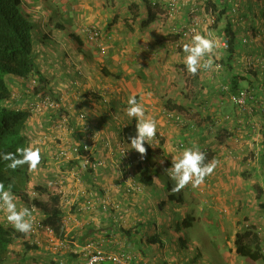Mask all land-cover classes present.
<instances>
[{"label": "crops", "instance_id": "1", "mask_svg": "<svg viewBox=\"0 0 264 264\" xmlns=\"http://www.w3.org/2000/svg\"><path fill=\"white\" fill-rule=\"evenodd\" d=\"M153 1L158 4L153 6ZM167 1L21 0L24 13L34 25L37 70L45 76L51 94L62 97L67 110L74 116L86 113L89 129L84 131L106 160L105 168L87 183L96 198L107 199V211H77L82 205L76 195H68L64 201L69 247L59 253L67 264L83 263L87 255L83 236L91 228L93 243L130 256L118 264H217L216 254L205 257L204 243L189 230L194 224L206 229L217 225L213 238L219 239L206 240L211 249L214 246L223 254L220 257L227 264H264V260L244 257L236 250L242 219L264 227V117H259V110H240L228 95L219 92V85L227 83L232 73L249 75L239 81L240 87H246L249 79L258 85L262 81L264 23L250 18L252 9L258 11L261 5L255 0H236L240 5L238 16L244 11L249 17L236 24L243 45L232 72L213 67L216 72L201 69L193 76L185 68V53L183 47H176L178 35L174 32L189 20V8L180 6L175 17L164 18L161 11ZM200 12L204 16L202 8ZM90 26L101 30L98 41L88 38L85 30ZM211 30L217 35L216 29ZM223 52L218 49L215 56ZM251 57L253 68L248 65ZM251 69L256 71L255 77ZM77 70L76 92L67 80ZM7 81L11 92L22 100L31 99L24 79L10 76ZM262 87L258 89L264 90ZM91 90L94 95H89ZM131 95L143 103L145 115L158 122L157 135L162 138L157 150L143 158L130 150L127 141L118 145L125 128L136 120L125 113ZM260 98L264 101V92ZM22 100L17 102L21 104ZM168 110L181 111L185 124L168 117ZM29 122L31 143L38 142L41 149L32 184L42 177L47 178L45 184L70 181L76 162L58 163L54 159L61 145L54 144L58 134L47 133L46 115L32 116ZM74 129L70 140L86 137L80 126ZM193 145L210 152V161L215 159L218 165L200 186L190 183L173 192L174 181L166 169L171 167L173 155ZM123 146L128 151L126 157L120 152ZM138 164L150 169L151 184L143 182ZM133 184L141 188L132 190ZM199 233L205 232L195 234ZM43 250L48 251H33L36 259L28 254L20 264L52 262L56 252L50 244ZM54 262L58 264L57 258Z\"/></svg>", "mask_w": 264, "mask_h": 264}, {"label": "trees", "instance_id": "2", "mask_svg": "<svg viewBox=\"0 0 264 264\" xmlns=\"http://www.w3.org/2000/svg\"><path fill=\"white\" fill-rule=\"evenodd\" d=\"M255 1L260 3L261 8L258 9V11H253L252 9L253 17L251 21L253 22L256 19V21L260 20L264 23V0ZM206 3H208L206 7L208 9L209 7L212 8L215 15V21L209 29L211 30L213 27V29H216L219 38L228 39V48L224 50L221 56L213 57V67H216V64H220L219 68L216 67L218 70L221 69V71H224V69L227 68L228 72H232L241 45H243V43H241L242 36L236 24L240 19H243L244 16H247V13L243 11L240 15L241 18L238 16L240 5L236 0H207ZM252 7L253 4L251 3V8ZM33 28L34 25L32 21L21 7V0H0V154L6 152L15 153L18 147H26L31 143L29 120H31L33 113L24 107H20L18 102L12 98V92L7 78L9 76H15L29 79L33 76H38L41 85L37 87L36 90L48 87L45 76L36 68ZM244 42H247L245 38ZM250 60L251 62L248 65H250V68H253L252 57ZM213 70L216 72L215 68H212V71ZM251 71L254 72L255 70L251 69ZM253 76H256V71L253 73ZM248 77L249 75H247V73H232L227 83L222 84V86L219 85V92L228 95L230 98L232 92H236L240 89H247V91L251 93L247 101V106L249 108H246V110L238 108L243 111H251L252 109V112L259 110V117H264V106L259 104L260 102L264 104L263 99L260 98L264 90L258 89L259 86L264 85V76L259 85L258 83H252V80L249 79L246 87H240L239 81L248 79ZM228 78L229 77H227L226 80ZM225 86H228V89H224ZM263 88L264 87H262V89ZM232 104L237 107L233 102ZM168 111H171V113L174 112L175 114H180L181 112L176 110ZM135 125L136 120L124 130V135L129 144L130 140H128V137L135 134ZM76 138L78 139L77 136ZM160 142L162 143V138L156 134L155 138L149 142L150 145L147 143L145 144L147 148L146 155L157 150V146L161 144ZM203 152L206 154L207 160L210 161V152L205 149H203ZM136 153L138 152L136 151ZM8 163L9 161L0 159V183H3L6 189L11 185L15 203H19L22 208H28L32 211L33 220L38 219L36 221H39L40 218L42 224L52 227L58 238L68 239L69 235L65 225L67 215L64 210V202L60 194H51L49 188L54 183V180L45 184L44 180L47 178L39 177L40 179L36 184H32L31 179L33 175L32 172H29L27 164L13 170L7 167ZM139 163H141V160ZM137 169L141 173L143 182L151 184L152 175L150 174V169L140 164H138ZM173 196L174 195H172V197ZM241 224H244V222L241 221L240 225ZM93 229L94 228L89 229L87 232L88 234L83 236V238H85V242L83 243L84 246L92 242L91 236L92 231H94ZM246 230H248V228ZM243 231L241 227V232H238L236 240L237 252L253 260H264V254L260 249L258 235L253 234L252 231ZM23 235H26L27 238L30 237L29 233H21L13 226L0 221V264L9 262L10 255H13L12 253H14V255L17 254L15 246H18L20 243L19 239H21ZM44 235L45 232H40V240L44 241ZM74 239L80 240L79 237H74ZM94 245L108 252V254L115 253L113 250H106L103 245L100 246L95 243ZM23 246L25 251L26 249H28L27 251L34 250L37 247L36 245H30L29 241H24ZM20 248L23 249L22 247ZM56 254L54 258H52V262L50 260L52 264H56L54 260L56 258L58 260L59 256H61L60 253ZM13 260L12 264H19L20 262L18 259H16V262L15 259ZM108 263L113 264V260L104 261L99 264Z\"/></svg>", "mask_w": 264, "mask_h": 264}, {"label": "built area", "instance_id": "3", "mask_svg": "<svg viewBox=\"0 0 264 264\" xmlns=\"http://www.w3.org/2000/svg\"><path fill=\"white\" fill-rule=\"evenodd\" d=\"M207 0H168L164 5L161 13L164 18H173L176 16L180 10V6H187L189 8V20L181 25L180 27L174 30L175 34L178 35L175 40L176 47L181 48L185 43H190L191 38L195 32H200L203 34V29L206 27V34L209 38L213 39L218 43V47L215 49L226 50L228 48V39L219 38L212 30L208 29L213 25L215 21V15L212 8L209 9L206 7ZM153 6L158 4L157 1L152 2ZM203 9V12L201 11ZM204 18H206V26L204 25ZM88 33L90 39L95 40L99 37L100 31L96 27H88L85 30ZM216 67L219 68L220 64H216ZM29 88H31L34 96L30 99L31 101L25 105L18 103L20 107H24L31 111L35 115H46L48 123V131L50 134H58L55 138V145L60 144L55 152L54 159L58 163L72 162L75 161L76 165L73 167L72 172L74 178L70 181H65V179L55 181L49 188L51 194H60L61 199L64 202L68 195H76L75 199H81L82 206L77 207V211H83L84 209L93 211V210H103L107 211L109 208V203L106 198L95 196V191L92 192L89 190L88 183L91 178L97 177L100 174V171L105 168L106 160L103 157H100L96 148L93 147L90 135L86 133V129H89V124L87 123V115L85 112H80L74 116L70 110H67L65 103L61 98H57L50 94L46 89L44 90H35L40 85V80L37 76L29 78L28 82ZM224 89H228V86H225ZM251 93L247 89H240L236 92H232L230 95L231 101L240 109H246L247 101ZM19 100V99H17ZM16 100V101H17ZM168 117L174 118L179 124H185L184 118L181 114H175L174 112H169ZM75 126H80L84 131L86 137L77 139L75 138L70 140L68 136L74 132ZM63 133V134H60ZM77 132V131H76ZM48 134L45 135L47 139ZM125 137H121L118 141V145L124 144ZM126 147L123 146L121 149L122 157L127 156ZM73 166V165H72ZM88 173H92V176H89ZM94 174V175H93ZM88 175V176H87ZM69 184V187L66 188L65 185ZM132 190H138L140 188L137 185L133 184ZM33 222V228L29 232L33 236H37L40 232H45V235L53 240L55 237V232L50 226H45L41 223V219ZM5 224L11 225L7 219ZM38 243H41V240L36 238ZM84 252L87 254L85 260L82 264H88L92 257H98L99 259L95 261V264H99L104 261L113 260V264L125 263L130 256L126 253H109L98 248L94 245L93 241L85 246ZM63 264V263H62Z\"/></svg>", "mask_w": 264, "mask_h": 264}, {"label": "clouds", "instance_id": "4", "mask_svg": "<svg viewBox=\"0 0 264 264\" xmlns=\"http://www.w3.org/2000/svg\"><path fill=\"white\" fill-rule=\"evenodd\" d=\"M96 29L100 31L99 37L95 39V41H98L101 38L102 34L99 28L96 27ZM88 38L90 39L89 36ZM217 47L218 43L213 39L209 38L207 34L195 32L191 38V42L185 43L183 45V52L185 53L183 62L187 72L195 76L201 69H212L214 66L213 57L215 56V49ZM79 72L81 71L79 70ZM24 80L28 84L29 79ZM44 89L50 92L47 87L41 88V90ZM30 91V95L32 98V96H34V93L32 92L31 88ZM94 94V91L91 90L89 95ZM55 97L62 99V97L60 96ZM12 98H14L15 100L19 99L17 101L22 100V97H20V95H18L16 92H12ZM30 101V99L28 101H25L23 99L21 103L25 107V105ZM127 104L128 107L125 109L126 115L130 118L136 119L135 134L130 135L128 137V140H130V150L137 151L141 154V157L143 158L147 153V148L145 147V144L147 143L148 145H150L149 142L152 141L157 134L158 122L154 118L147 117L145 115V108L143 106V103L137 100L136 95L129 96ZM32 115L34 116L35 114ZM173 120L175 121L174 118ZM123 137H125L124 134ZM126 141L127 139L125 137V142ZM0 159L9 161L7 167L13 170H15L17 167L27 164L29 172H32L35 171L38 165L40 164L41 149L36 146L35 142H33L28 144L26 147H18L15 153L6 152L0 154ZM217 165L218 161H216L215 159L211 161L207 160L206 154L200 150V147L198 145L185 147L182 151L179 152V154L172 156L171 167L166 169V173L169 175L171 180L174 181L172 191L179 192L181 189H183L190 183L193 187L200 186L204 182L205 178L213 173ZM156 179L158 178H154V180ZM4 213L5 218L3 219L1 215ZM6 219L11 224V226H13L17 231L24 234H28L33 228L34 220L32 216V211H30L28 208H20L18 210L17 205L15 203V197L11 191V185H9V187L6 189L4 184L0 183V221L5 223ZM241 221L244 222V224H241L242 229L244 230L243 232L252 231L253 234L258 235L260 249L264 254V227L261 225H256L254 222H252L251 219L248 218H244ZM247 228L248 230H246ZM36 235L37 236L35 237L30 234V237L28 238L26 235H23L22 238L19 239V242L20 240H23V243L24 241H29L30 245L37 246L34 250L30 251L36 252L38 250L41 251V253L44 251L43 248L47 244H50V246L52 247V251H55L56 253H59L60 250L67 249L69 247V242L66 239L58 238L56 235L52 241L50 238L44 235V241L41 240V243H38L36 239H40V233ZM19 249L21 248L19 247ZM60 258H62V256H59V259L57 260L58 264H66L64 259ZM98 259V257L94 256L92 257V260L88 262V264H95V261Z\"/></svg>", "mask_w": 264, "mask_h": 264}, {"label": "rangeland", "instance_id": "5", "mask_svg": "<svg viewBox=\"0 0 264 264\" xmlns=\"http://www.w3.org/2000/svg\"><path fill=\"white\" fill-rule=\"evenodd\" d=\"M250 18H252V16H250ZM77 79H78V70L76 71L75 75L72 76V78L70 80H67V83L69 84H74V87H75V91L77 92L78 91V86H77ZM76 83V84H75ZM35 116V115H34ZM39 141H42V139H39ZM43 142V141H42ZM36 146L39 147V143L36 142ZM17 205V209L19 210L20 208H22V206L20 204H16ZM1 217L4 219L5 218V213L1 215ZM169 216H166L165 218H168ZM70 225V224H69ZM189 230L191 231V233H193L194 237H197L196 239H199L201 241V243H204V247L205 249L207 250H204V247L202 245V249L204 251V255L205 257H213L217 256V264H227L225 261L226 259H222L220 257V255H223L219 250H214V246H213V249H211V247L208 245L209 243L207 242L206 239H219V236H217V238H213V235L217 234V231H218V227L216 224H214L210 229H206V228H201L199 227V225L197 224H194L193 227H188ZM201 231L203 230L205 233H199V235H196L195 233L197 231ZM189 231V233H190ZM23 240H20V245L23 246ZM19 245V247H21ZM17 248V246H15ZM15 248V251H16V255H14V253H12L13 255H10V258H9V262H7L6 264H12L13 263V259H15V262H16V259H18L20 262H22V260L24 259V256L25 255H28V253H30L29 255L33 258V259H36L35 256L33 255V251H27L28 249H26L25 251V248L24 246L22 247L23 249H16ZM24 250V251H23ZM44 251H48V250H44ZM35 253V252H34ZM245 257V256H244ZM19 262V264H20ZM35 264H42L41 261H37ZM49 264H52L51 262Z\"/></svg>", "mask_w": 264, "mask_h": 264}]
</instances>
